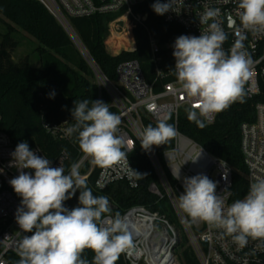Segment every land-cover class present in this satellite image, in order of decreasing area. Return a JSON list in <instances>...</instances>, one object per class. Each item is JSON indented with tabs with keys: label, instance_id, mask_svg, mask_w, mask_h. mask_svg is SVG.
<instances>
[{
	"label": "built area",
	"instance_id": "built-area-1",
	"mask_svg": "<svg viewBox=\"0 0 264 264\" xmlns=\"http://www.w3.org/2000/svg\"><path fill=\"white\" fill-rule=\"evenodd\" d=\"M35 1L61 24L87 59L100 87L99 100L104 102L103 92L106 93L109 101L105 103L109 104L110 111L121 117L118 135L126 142L124 150L128 154L129 166L120 163L110 168H100L95 189L103 192L114 184H125L131 190L139 189L140 180L130 177L131 169L135 170L131 156L140 145L139 133L148 123L156 125L159 120L166 119L168 123L174 125L176 135L173 137L172 148L163 153V159L159 158L154 147L147 151L142 148L158 178L157 183L150 184L149 193L158 201L167 200L170 204L199 264H264V240L249 238L248 244L241 248L231 237L221 238L220 230L210 228L203 222L192 221L178 207L179 195L184 191V178L197 174H205L211 180L215 179L216 192L225 199L226 206L237 198L234 194L231 167L209 154L179 130L181 114L188 113L192 101L179 90L176 77L170 72L175 66L173 55L170 60L164 54V51L168 50L173 52L177 37L170 44H162L161 38L150 31L148 16L135 13V8L143 0ZM208 8L220 10L216 19L227 33V40L223 45L225 50L230 49L235 42L241 41L253 59L252 74L245 85L246 98L249 100L257 98L261 95V84H264V32L253 34L242 28L237 0H175L172 11L163 15L164 22L178 26L182 30V35L199 36L207 28V25L201 24L199 20ZM95 16L112 17L107 26L106 49L115 57L123 53H135L137 51L135 30L143 28L147 32L150 61L153 66L151 79L136 60L120 63L116 69V80L107 79L89 57L71 26L72 20ZM149 105L153 106L151 110ZM254 110L255 121L244 123L240 128L241 152L246 168L248 191L252 182L257 178H264V103L255 104ZM219 114L200 119L206 125H212ZM1 120L0 114V125ZM69 126L71 124L67 121L54 125L43 123V128L51 137L70 144L76 150L77 158L74 161L66 149L56 159L48 158L40 148L33 150L51 160L53 167H63L66 174L72 165H76L81 177L88 181L96 165L72 142V137L65 134V129ZM16 146L9 136L0 130V245L3 248L0 253V264H8L6 259L8 253L17 256L16 247L23 235L15 220L21 197L14 192L9 183L10 179L19 174L15 167L10 166L11 153ZM173 174H179L180 179H176ZM121 218L125 219L133 233V247L123 252L128 264H181L176 253L181 245L180 234L177 227L165 216L136 206L129 209Z\"/></svg>",
	"mask_w": 264,
	"mask_h": 264
},
{
	"label": "clouds",
	"instance_id": "clouds-1",
	"mask_svg": "<svg viewBox=\"0 0 264 264\" xmlns=\"http://www.w3.org/2000/svg\"><path fill=\"white\" fill-rule=\"evenodd\" d=\"M174 3L156 0L152 9L164 15L172 11ZM237 7L244 30L264 32V0H237ZM219 14L218 8H208L199 20L207 25L205 31L199 36L180 35L173 45L175 66L170 72L179 90L192 101L188 120L200 128L205 127L201 117L246 102L245 85L254 63L241 41L225 50L227 33L216 19ZM50 95L54 97L55 93ZM74 105V123L65 134L75 135L80 150L101 169L120 163L129 166L126 142L118 135L121 117L102 100H91V104L88 99L76 100ZM152 107L149 105V110ZM175 135L173 124L159 120L155 127L148 125L139 133L140 145L147 151ZM11 156L10 166L19 174L9 183L21 197L15 220L23 234L16 247V264H116L120 255L133 247L129 224L119 213L111 215L108 197L94 195L76 165L66 174L63 167H53L51 160L38 155L27 141L20 142ZM130 177L144 176L131 169ZM174 177L180 179L179 174ZM183 184L178 207L192 221L220 230L221 238L231 237L241 248L249 238L264 240V178H257L244 198L227 206L216 192L217 182L207 175L185 177ZM77 192L78 206L69 209L65 202ZM86 249L94 254L91 261L83 257Z\"/></svg>",
	"mask_w": 264,
	"mask_h": 264
},
{
	"label": "trees",
	"instance_id": "trees-1",
	"mask_svg": "<svg viewBox=\"0 0 264 264\" xmlns=\"http://www.w3.org/2000/svg\"><path fill=\"white\" fill-rule=\"evenodd\" d=\"M163 0H161L162 2ZM156 0H143L135 8V13L148 16V26L151 32L161 38L162 44H170L182 35V30L175 25L164 22L163 15L156 14L152 5ZM0 17L8 20L9 31L3 35L0 42V130L4 132L15 145L27 141L31 149L40 148L48 158H58L64 149L70 152L72 161L77 158V152L70 144L60 142L51 137L43 128V123L61 124L74 123L71 110L74 101L88 99L99 100L100 87L85 56L78 49L61 24L35 0H0ZM111 16H95L89 19L72 20L71 26L86 50L89 57L110 81L116 80V69L124 61H138L147 77L151 79L153 66L150 61L147 32L143 28L135 30L137 43L135 53H123L112 56L106 49L108 23ZM24 31L39 43V66L33 67L29 56L19 62H14L13 52L18 43L13 36ZM165 57L171 60L170 50L164 51ZM55 93L54 97L50 94ZM104 102L109 97L103 92ZM264 103V84H261V95L253 100L246 98L244 103H234L221 112L212 125L203 128L188 120V113L181 114L179 130L203 147L212 156L226 162L233 171L234 194L237 199L248 192L246 183V168L241 152V131L244 123L255 121L254 106ZM172 124L171 122H169ZM155 127V124H147ZM72 142L79 147L75 135ZM173 138L164 145L153 146L162 160L163 153L172 148ZM135 170L143 174L140 188L129 189L125 184H114L105 191L98 192L95 182L99 176L100 167L96 166L87 185L94 195L107 196L112 208L111 215H124L129 209L142 206L151 212L165 216L176 227L180 226L178 219L167 200L158 201L148 191L150 184L157 183V175L147 159L142 147L138 145L131 156ZM87 168L85 169V171ZM169 174V173H168ZM78 195L65 202L69 209L78 206ZM180 247V246H179ZM176 253L181 264H199L190 247ZM3 248L0 245V253ZM91 250H85L83 257L89 261L93 258ZM8 264H16L19 257L8 253ZM116 264H128L120 255Z\"/></svg>",
	"mask_w": 264,
	"mask_h": 264
},
{
	"label": "rangeland",
	"instance_id": "rangeland-1",
	"mask_svg": "<svg viewBox=\"0 0 264 264\" xmlns=\"http://www.w3.org/2000/svg\"><path fill=\"white\" fill-rule=\"evenodd\" d=\"M9 24L11 25L8 20L0 17V42L2 40L3 35L8 33ZM13 36L15 37V40L18 43L16 50L12 54L13 61L19 62L24 57L29 56L31 59L32 66L38 67L40 64L39 53L37 52V49L39 48V43L24 31L18 30V32H16ZM213 181L215 182V179ZM177 229L179 231L181 239V245L179 247V250L182 251L189 247V240L181 226H178Z\"/></svg>",
	"mask_w": 264,
	"mask_h": 264
}]
</instances>
